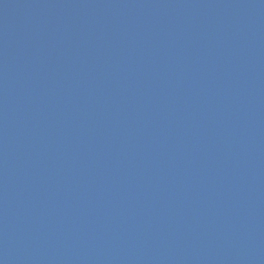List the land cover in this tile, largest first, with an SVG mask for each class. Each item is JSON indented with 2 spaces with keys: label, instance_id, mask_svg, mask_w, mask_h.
<instances>
[{
  "label": "water",
  "instance_id": "water-1",
  "mask_svg": "<svg viewBox=\"0 0 264 264\" xmlns=\"http://www.w3.org/2000/svg\"><path fill=\"white\" fill-rule=\"evenodd\" d=\"M0 264H264V0H0Z\"/></svg>",
  "mask_w": 264,
  "mask_h": 264
}]
</instances>
